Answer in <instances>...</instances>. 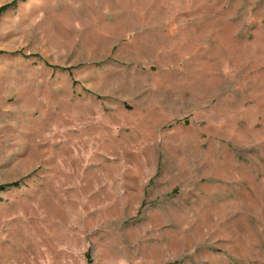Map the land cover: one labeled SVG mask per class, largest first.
<instances>
[{"label": "rangeland", "instance_id": "obj_1", "mask_svg": "<svg viewBox=\"0 0 264 264\" xmlns=\"http://www.w3.org/2000/svg\"><path fill=\"white\" fill-rule=\"evenodd\" d=\"M16 181L0 264H264V0H18L0 14Z\"/></svg>", "mask_w": 264, "mask_h": 264}, {"label": "trees", "instance_id": "obj_2", "mask_svg": "<svg viewBox=\"0 0 264 264\" xmlns=\"http://www.w3.org/2000/svg\"><path fill=\"white\" fill-rule=\"evenodd\" d=\"M17 1L18 0H13L12 2H10L8 4L0 6V14H2L5 11H7L8 9L16 8ZM19 186H20V182L19 181L12 182V183H7V184H1L0 185V191H7V190H10L12 188H18Z\"/></svg>", "mask_w": 264, "mask_h": 264}]
</instances>
